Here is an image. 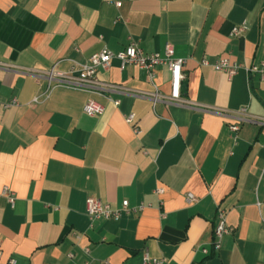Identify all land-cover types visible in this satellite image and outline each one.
I'll list each match as a JSON object with an SVG mask.
<instances>
[{
	"label": "crops",
	"instance_id": "obj_1",
	"mask_svg": "<svg viewBox=\"0 0 264 264\" xmlns=\"http://www.w3.org/2000/svg\"><path fill=\"white\" fill-rule=\"evenodd\" d=\"M130 40L160 55L172 45L193 104H152L137 92L168 94L167 66L150 80L118 59L97 72L116 86L105 95L44 94L36 75ZM221 57L243 68L228 75L201 63ZM89 97L102 114L83 111ZM213 107L264 117V0H0V191L15 198L0 195V264H140L145 252L163 264H264V124L233 131ZM88 196L113 208L126 199L128 211L91 221ZM219 209L232 232L214 251Z\"/></svg>",
	"mask_w": 264,
	"mask_h": 264
},
{
	"label": "built area",
	"instance_id": "obj_2",
	"mask_svg": "<svg viewBox=\"0 0 264 264\" xmlns=\"http://www.w3.org/2000/svg\"><path fill=\"white\" fill-rule=\"evenodd\" d=\"M116 6L120 5V0H114ZM246 30L244 24L234 26L231 29V35L239 36ZM113 59L119 60L120 69H124L128 65H134L140 69L146 70L150 80L154 79V69L158 65H166L170 73V91L168 94L161 93L157 87L152 92L139 91L137 94L144 95L150 98L152 104L162 101L169 102L178 105H191L193 104L189 100L185 99L181 95V82L183 79L182 68L184 60L176 58L173 55V47L170 43H166L164 52L162 55L158 53H146L138 47L136 42L130 40L126 47L120 51L114 52L108 49L106 46L102 47L99 51L90 55L83 63L71 66L68 70H59L53 65L41 75L36 77H44L47 80V88L44 94L49 92L54 87L63 86L71 89L83 90L89 93L105 95L104 93L109 92L116 88L115 85L108 84L97 77L99 69L108 70ZM203 65H211L215 70L222 71L228 75L237 73L240 68H243L236 62L231 61L227 57H221L215 60L213 63H209L206 59L201 61ZM246 71H255L257 67L252 66L245 68ZM109 100L114 104H118V100H112L107 95ZM37 97L33 99V102L37 101ZM15 103L11 101L9 104ZM212 110L220 111L224 115L234 119V122L229 125V128L236 131L239 124L246 121H256L260 124H264V117H252L246 113V108H241L234 114L229 113L226 110L218 108H210ZM83 111L88 115H100L104 111V105L95 100L92 97L87 98L84 103ZM125 121L132 124L134 122V114L129 113L125 116ZM133 130L135 133H139L140 130L136 124H133ZM260 179L264 180V165L260 172ZM156 192L160 193L161 188H157ZM0 195L5 196L11 205L14 204L15 198L13 192L7 186H3ZM188 202L194 200V196L190 193L186 195ZM142 208V206H140ZM85 210L87 217L94 221L96 219H118L120 215L128 211V201L122 200L121 205L118 208H113L109 203L101 201L99 198L94 196H88L85 200ZM232 232V227L227 225L225 221V212L221 209L217 211L216 223L212 231V242L211 249L217 251L221 247V241L225 235ZM200 251L203 254H209L210 250L207 247H201ZM68 256H71L70 254ZM165 259L151 257L148 253H144L140 264H163ZM76 264V263H69ZM195 264V263H191Z\"/></svg>",
	"mask_w": 264,
	"mask_h": 264
}]
</instances>
